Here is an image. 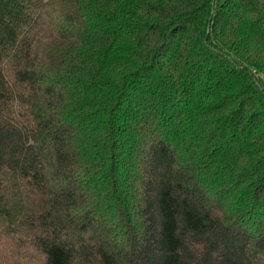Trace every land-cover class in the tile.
<instances>
[{"label": "trees", "instance_id": "16d2710c", "mask_svg": "<svg viewBox=\"0 0 264 264\" xmlns=\"http://www.w3.org/2000/svg\"><path fill=\"white\" fill-rule=\"evenodd\" d=\"M0 264H264V0H0Z\"/></svg>", "mask_w": 264, "mask_h": 264}]
</instances>
